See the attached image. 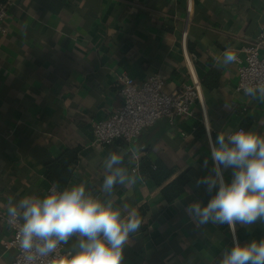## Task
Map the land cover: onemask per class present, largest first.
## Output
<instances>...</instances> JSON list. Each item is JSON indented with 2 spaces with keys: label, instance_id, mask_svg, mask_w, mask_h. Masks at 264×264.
Returning <instances> with one entry per match:
<instances>
[{
  "label": "crops",
  "instance_id": "1",
  "mask_svg": "<svg viewBox=\"0 0 264 264\" xmlns=\"http://www.w3.org/2000/svg\"><path fill=\"white\" fill-rule=\"evenodd\" d=\"M0 1L8 2L0 32V212L7 214L9 197L43 196L53 184L46 163L64 149L77 155L68 186L84 182L103 196L104 161L122 152L136 161V171H129L137 182L118 186L114 199L144 222L123 264H218L232 246V232L226 224L197 230L184 208L211 198L195 185L208 171L206 158L212 166L206 126L213 139L240 126L264 133V102L236 90V63L218 66L226 50L242 57L241 49L264 32V0ZM184 29L187 54H195L189 63ZM153 72L164 77L167 92L197 77L202 105L195 102L191 117H159L130 143H93L91 121L122 103L120 77L138 84ZM144 160L173 172L155 184L139 170ZM181 173L188 177L185 189L169 199L162 189ZM225 177L231 179L230 169ZM235 235L241 244L264 238V223L237 225ZM11 237L0 220V264L15 258V249L4 246Z\"/></svg>",
  "mask_w": 264,
  "mask_h": 264
},
{
  "label": "clouds",
  "instance_id": "2",
  "mask_svg": "<svg viewBox=\"0 0 264 264\" xmlns=\"http://www.w3.org/2000/svg\"><path fill=\"white\" fill-rule=\"evenodd\" d=\"M238 61L226 50L218 66ZM244 94L264 102V81L245 85ZM206 126L210 159L203 162L207 173L196 179L211 198L206 204L194 200L184 208L197 230L207 225H227L233 234L231 248L220 254L218 264H264V238L241 244L236 227L264 223V133L239 128L220 131L215 139ZM103 196L94 195L84 182L61 188L53 183L43 195L8 199L9 224H19L16 241L28 261L49 258L48 264H123L131 236L139 233L143 219L129 205L114 199L118 186L134 185L137 176L125 166V155L110 152L104 161ZM231 170V179L225 172ZM74 241V242H72ZM71 246L63 252L62 245Z\"/></svg>",
  "mask_w": 264,
  "mask_h": 264
},
{
  "label": "built area",
  "instance_id": "3",
  "mask_svg": "<svg viewBox=\"0 0 264 264\" xmlns=\"http://www.w3.org/2000/svg\"><path fill=\"white\" fill-rule=\"evenodd\" d=\"M7 4L8 2L0 1V32L2 33L6 31L4 24L7 17ZM189 10L190 6H188ZM186 35L187 31L184 29L181 36L183 52L189 63L190 57H195V54H187L185 48ZM241 51L243 56H238L236 62V90L244 94L243 88L245 85L264 81V32H260L253 42L244 46ZM120 81L122 98L120 107L114 109L105 118L91 121L93 143L95 144H111L117 138H122L126 143H130L144 126L154 123L159 117H191L194 115L195 102L200 101L202 105L201 83L195 76H192L190 82H182L170 92L165 91V79L158 72L151 73L138 84L127 75H122ZM201 107L204 116V107ZM239 128L243 127L240 126L236 129ZM131 171H136L135 160ZM0 220L12 232V237L4 241L5 247H12L16 251L11 264H48L49 258H36L28 261L25 254L21 252L15 238L19 224L10 225L9 217L4 212H0ZM65 249L62 245L60 251L63 252Z\"/></svg>",
  "mask_w": 264,
  "mask_h": 264
},
{
  "label": "trees",
  "instance_id": "4",
  "mask_svg": "<svg viewBox=\"0 0 264 264\" xmlns=\"http://www.w3.org/2000/svg\"><path fill=\"white\" fill-rule=\"evenodd\" d=\"M3 2V1H2ZM213 74L208 75L212 78ZM204 84L208 85L207 79H204ZM211 87V86H209ZM124 143L122 138H117ZM115 139V140H117ZM114 140V141H115ZM77 159L76 152L72 149H64L62 153L55 159L46 163V177L50 182L58 184L61 188L69 185L72 176V166ZM125 166L130 169L133 164L129 158L125 157ZM142 173H146L155 184H163L171 176L173 170L167 168L162 162H149L144 160L143 165L139 166ZM188 177L185 173L179 174L176 178L164 185L162 192L166 197L174 198L183 193Z\"/></svg>",
  "mask_w": 264,
  "mask_h": 264
}]
</instances>
